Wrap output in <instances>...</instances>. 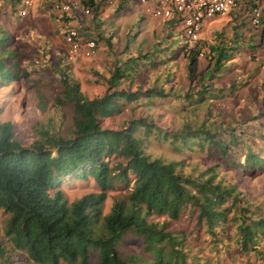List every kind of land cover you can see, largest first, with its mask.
Listing matches in <instances>:
<instances>
[{
  "label": "trees",
  "instance_id": "16d2710c",
  "mask_svg": "<svg viewBox=\"0 0 264 264\" xmlns=\"http://www.w3.org/2000/svg\"><path fill=\"white\" fill-rule=\"evenodd\" d=\"M89 4L94 7L93 21L100 4ZM88 35L98 43L97 35ZM6 40L5 35L0 39L1 87L28 75L20 72L14 50H2ZM183 48L184 44L179 49ZM197 51V47L191 48L183 54L187 60L186 91L194 79ZM147 57L144 53L136 56L137 60L113 66L103 94L91 98L83 95L69 67L59 64L61 90L55 101L72 108L68 136H61L51 124H39L33 128L35 138L22 145L12 124L0 122V210L7 215L0 238V264H19L13 250L22 252L33 264H203L186 242V233L171 228L183 215L193 220V232L205 234L217 261L229 251L230 242L238 262H247L257 250L258 240L264 238V218L247 204L237 183L219 173L220 164L184 172L183 159L154 157L147 146L151 136L167 141L179 154L193 145H206L215 150L221 165L252 177L264 165V157L250 148L255 139L264 138V129L252 126L260 136L253 132L249 136V126L235 120L227 129L230 142L223 144L226 132L215 125L211 132L188 125L169 132L150 119L137 117L119 129L102 127L104 118L120 113L128 104L147 105L153 98L173 96L171 86L165 89L164 83L134 90L117 88L121 81L132 80L141 65L153 66ZM200 91L207 95L210 87L201 85ZM184 96L186 104L203 97L192 99L188 92ZM258 116L263 117L264 110L249 120ZM67 177L91 178L97 191L68 202L60 186ZM108 191L121 195L113 197L109 210L103 213ZM128 240L138 242V252L124 248Z\"/></svg>",
  "mask_w": 264,
  "mask_h": 264
},
{
  "label": "rangeland",
  "instance_id": "374dc122",
  "mask_svg": "<svg viewBox=\"0 0 264 264\" xmlns=\"http://www.w3.org/2000/svg\"><path fill=\"white\" fill-rule=\"evenodd\" d=\"M242 5L235 9L237 10L235 13L232 12V20L229 22L231 27L229 29L233 28L236 32L239 30V33L244 32L245 34L247 29L249 35L252 34V31L254 33L260 31L261 35L257 33L254 37L255 41L249 38V41L246 42L250 45L247 48L250 51L253 48L260 47L259 42L264 39V36H262V34L264 35V0H245ZM124 6L127 8L121 11L101 9L95 16V22L90 18H86L84 21L82 26L88 30V34L99 37L97 51L90 58L80 57L75 60L67 58L66 46L62 40L60 28L63 25H71V22L63 23L57 17L49 15L45 11L36 12L34 16L26 18L19 25L5 21L0 24V39L4 35L7 37L6 47H2V50H14L20 72H28L27 76L20 77L18 81L0 86V122L9 121L12 124L13 134L22 145L30 144L35 138L33 128L39 124H51L52 128L57 130L61 136H68L69 134L73 115L72 108L68 103L60 104L55 101L61 90L58 74L59 64L69 67V74L78 81L83 95L91 98L103 94L108 85L106 79L109 70L113 66L119 65L127 59H132V61L138 59L136 56H139L137 51L139 44L136 35L143 31V24L139 19L142 14L140 13L138 0H126ZM254 19L257 20V23H253ZM225 29H228V27ZM147 30L149 29H146V32L150 35L151 27L149 31ZM168 31H171L170 33L175 37L174 42L170 43L163 39L153 42V47L152 45H148V48L147 46L139 47L143 52H148L150 58L147 57V60L153 62V66L142 67L141 65L142 69L133 75L132 80L121 81L117 88L134 90L138 86L142 88L158 87L163 85L161 83H164L165 89L171 86L170 93H173V96L169 95L163 100L153 98L152 102L147 105L133 107L128 104L120 113L104 118L101 123L102 127L119 129L128 120L137 117L150 119L158 127L169 132L180 130L184 125L191 128L203 126L205 130L211 132L214 128L213 125H215L220 131L226 132L222 135L223 144L230 142L228 134L230 131L227 132V129L232 128L234 121L238 118L239 121L243 122L242 120H245L246 117L248 119L253 117L248 116L249 113L246 111L241 115L232 112L233 96L239 90L237 87L245 86L250 79L249 69L242 70L238 68H261L260 65L264 61L261 62V57L258 56L255 61L249 60L246 66L243 63V67H235V61L244 62L245 55L240 51L237 52L234 47L232 50V43L223 40L222 43L225 47L222 51L227 53L226 58L218 59L219 49L212 50L214 55L212 59H209L208 52L203 57L196 58L193 67L196 69L207 68L204 74L205 77L204 80L201 78L199 81L196 78L197 76L194 75L191 86L186 91L188 85L185 78L187 60H184L182 66L179 60L180 55L177 59L178 62L171 59L172 54L183 53L182 49H179L183 44V40L177 29ZM158 46H163V50L155 51L154 49ZM225 52L221 54L223 57ZM235 53L238 55L237 58L231 59L230 56ZM141 61L139 60L140 63ZM164 68H172L174 71L168 72L164 76ZM233 68L236 69L233 70ZM262 68H264V64ZM214 70L221 73L218 76L220 79L229 78L232 81L229 84L232 85L223 87L222 84L218 86L214 83L215 89L213 88V91H208L205 95V92L201 93L200 91L201 85L211 89L213 86L211 81H214L212 78ZM208 74L211 76L208 77ZM208 82L210 85L207 87ZM185 92L191 94L192 99H195L196 96L199 97V95H203V97L197 103L186 104V101L183 100ZM196 92L199 95H195ZM187 99L189 98L187 97ZM181 104L186 105L181 107ZM257 106L255 102L254 109H257ZM244 134H246L245 131ZM258 141L260 147L264 149V139L260 138ZM147 151L152 156L161 157L165 160L183 159L184 172L195 173L201 168L216 162L220 164L219 173L227 180L237 183L240 189L254 193L259 187V184L252 183L255 180L251 181V177L245 176L244 171L221 165V158L215 154V150L208 148L206 145L203 148L193 145L191 150H184L183 153L179 154L172 150L167 141L151 136ZM258 181H261V179ZM60 186L68 202L82 194L97 191V187L91 178L67 177ZM117 195H121V193L117 191L107 192L103 213L109 210L112 198ZM6 216L0 210V238H3L2 227ZM151 218L161 220L157 216H151ZM192 227L193 220L185 215L171 225V228H178L186 233V242L202 258L201 262L203 264H252L249 258H247V262L242 260L243 263L233 258L235 251H232V242L229 243V251L219 256L220 261H217L214 257V249L208 245L205 234L202 231L193 232ZM124 248L138 252L139 244L136 241L128 240L125 242ZM12 255L17 258L19 264H33L20 251L13 250ZM248 260L250 263H248Z\"/></svg>",
  "mask_w": 264,
  "mask_h": 264
},
{
  "label": "crops",
  "instance_id": "0c3cea01",
  "mask_svg": "<svg viewBox=\"0 0 264 264\" xmlns=\"http://www.w3.org/2000/svg\"><path fill=\"white\" fill-rule=\"evenodd\" d=\"M126 0H119L118 2H116L112 7L109 8H105L108 10H118L121 11L122 9H126L127 7L124 6ZM243 3H245V0H241L240 5H242ZM245 5V4H244ZM242 5V6H244ZM237 10L235 9H230L226 14L221 15V16H216L210 20H207L206 22L203 23L201 32L198 35V47L199 49L203 52V54L205 55L206 52H208V57L209 59L213 58V54H212V50L214 49H219L220 51V55L218 59H224L227 56V53L225 51H222V49L225 47V45H223V40L224 41H228L230 43H232V50L233 47L235 48V50H237V52L240 51V53L245 55V60L244 62L241 61H235L234 66L235 67H243V63L245 64V66L248 64L249 60L251 61H255L256 58L258 56H260L261 58V62L264 61V39L260 40V47H256L253 48L252 50L248 51L247 48L250 47V45H248V43H246L247 41H249V38H251L253 41H255L254 37L257 35V33H260V31H256V33H254L252 31V34L249 35L248 31L246 29V34L243 32L239 33L236 32L233 28L229 29L231 26L229 25L230 20H232V12L235 13ZM141 15V14H138ZM140 21H142L143 24V31H140V33H138L136 36L137 37V42L138 47H137V51L139 55H143L144 53H146V55L150 58L148 52H143L140 48L147 46L148 45H152L153 42L155 41H159V40H163L166 39L167 42H174L176 39L175 37H173V35L167 30V25L158 20V19H154V18H149V17H143L142 15L140 16ZM151 27V30H150ZM206 27V28H205ZM228 29H225L227 28ZM146 29H149L147 31L150 32V35L147 34ZM154 32V33H152ZM152 33V34H151ZM248 33V34H247ZM251 33V31H250ZM261 35V33H260ZM262 36H264L262 34ZM135 37V36H134ZM133 37V40L135 39ZM128 39V38H127ZM129 41V40H127ZM261 42H263L261 44ZM137 45V44H136ZM231 46V44H230ZM140 47V48H139ZM153 47V45H152ZM163 46H158L157 48H155V51H160L163 50L162 49ZM230 49V47H229ZM225 52V55L223 57V54ZM251 52V53H250ZM181 53V52H180ZM178 52V54L176 53L175 56L171 57V59H173L174 61H177L179 55V60L181 61L182 66L184 65V55L183 53L180 54ZM221 56V57H220ZM234 56V57H233ZM231 55L230 58L234 59L237 58V53H235L234 55ZM198 58V57H197ZM169 59V58H168ZM178 62V61H177ZM264 63H261V68H238V69H242V70H247L249 69V73H250V79L246 82L245 86H238L237 88L239 89L233 96V100H232V112H234L236 115H241L243 114L245 111L249 113L248 116H254L256 115L257 111L259 110H264V68H262V65ZM194 68V67H193ZM236 68H233V70ZM205 70H207V68H194V75L197 76L196 78H198V80L200 81L201 78H203L202 80H204L205 77ZM164 76H166V74L168 72L174 71L172 68L169 69H165L164 68ZM183 74V73H182ZM220 72H218L217 70H214L213 74H212V78L214 81L212 82V87L210 89V91H213L214 88V83L218 86H220L222 84V86L224 87L225 85H232L229 83H232V81H230L229 78L225 77L223 79H220ZM204 75V76H203ZM209 75V74H208ZM211 75H209L208 77H210ZM215 89V88H214ZM249 89V90H248ZM263 91V92H262ZM258 105L257 109H254L253 105L255 104ZM260 106V107H259ZM238 120V118L236 119ZM246 120V121H245ZM245 120H242L243 122L246 123V125L249 126V129H247L248 134L250 136V134H252V130L250 129V127L254 126V127H258L260 130L264 129V116L263 117H255L252 120H249L248 117L245 118ZM254 134H258V136H260L259 134V130L258 131H254ZM253 134V135H254ZM251 135V136H253ZM264 139V138H263ZM253 145L250 148L252 151H259L260 156L264 157V149L262 147H260L259 145V141L257 139H255L253 141ZM260 170L258 172L255 173L254 176H252L251 181L252 183L255 184H259V187L257 188V190L254 193H251L249 191H244V197L245 200L247 201V204L250 207L256 208L259 210L260 216L262 218H264V165L261 166L259 168ZM259 179H261V181H258ZM260 182V183H259ZM257 250L255 252H253L252 254L249 255V260L250 262H252V264H264V238L260 237V239L258 240V246ZM239 260V259H237ZM248 260V263H250Z\"/></svg>",
  "mask_w": 264,
  "mask_h": 264
},
{
  "label": "built area",
  "instance_id": "2783aa9c",
  "mask_svg": "<svg viewBox=\"0 0 264 264\" xmlns=\"http://www.w3.org/2000/svg\"><path fill=\"white\" fill-rule=\"evenodd\" d=\"M118 1L0 0V24L5 21L19 25L36 12L45 11L63 23L71 22V25L60 28L67 58H90L96 53L97 44L82 26L86 18L93 17L94 7L89 3L100 4L101 10L112 7ZM138 3L142 15L164 22L168 30H178L184 44L183 53L197 47V57H203L197 42L203 23L238 8L241 0H138ZM253 23H257V20L254 19Z\"/></svg>",
  "mask_w": 264,
  "mask_h": 264
}]
</instances>
